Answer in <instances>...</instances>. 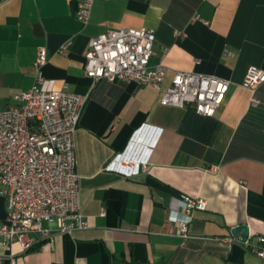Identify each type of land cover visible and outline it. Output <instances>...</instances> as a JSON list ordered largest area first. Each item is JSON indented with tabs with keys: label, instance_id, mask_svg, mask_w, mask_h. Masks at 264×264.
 Returning <instances> with one entry per match:
<instances>
[{
	"label": "crops",
	"instance_id": "0c3cea01",
	"mask_svg": "<svg viewBox=\"0 0 264 264\" xmlns=\"http://www.w3.org/2000/svg\"><path fill=\"white\" fill-rule=\"evenodd\" d=\"M76 7V0H0V108L17 105L13 95L32 86L39 47L46 49L45 79L89 92L75 132L88 228L30 250L18 243L7 249L0 239V257L12 253L17 264H264L241 245L214 239L238 224L248 225L253 241L264 237V82L255 108L242 84L249 66L264 70V0H94L86 24L76 19ZM123 27L155 32L149 65L166 66L159 87L85 76L89 38ZM69 38L68 53H57ZM176 71L229 81L213 116L160 103ZM117 155L118 168L129 171L124 159L132 158L138 172L106 169ZM4 191L0 183V224ZM180 194L207 204L192 212L188 238L167 220Z\"/></svg>",
	"mask_w": 264,
	"mask_h": 264
},
{
	"label": "built area",
	"instance_id": "2783aa9c",
	"mask_svg": "<svg viewBox=\"0 0 264 264\" xmlns=\"http://www.w3.org/2000/svg\"><path fill=\"white\" fill-rule=\"evenodd\" d=\"M75 17L86 24L94 0H76ZM194 17H198L197 14ZM174 30V36H181ZM155 32L147 28L123 27L90 37L85 53L84 74L93 82L136 83L139 86L159 87L166 75V66L159 62L149 65L153 54ZM72 44L65 40L57 53L66 55ZM167 52V48L163 49ZM46 49L39 47L34 60L35 78L32 86L13 95L17 105L0 108V183L5 186L6 215L0 224V239L5 248L18 243L30 250L44 239L56 234H73L85 230L88 223L79 198L80 175L76 168L75 132L89 92L74 93L56 88L54 81L42 74ZM264 82V70L249 66L242 84L251 91L249 107L259 105L256 91ZM229 88L227 79L197 73L176 71L170 85L160 98L162 105L189 107L203 116H213ZM117 155L106 165L108 170L136 174L139 162ZM142 170L146 163L140 162ZM210 171L216 167H209ZM245 185L244 180L239 181ZM201 197L180 194L170 201L167 220L177 228V235L188 238L192 212L205 210ZM103 214L104 211H101ZM223 244H239L250 253L264 259V237L252 240L229 234L215 237ZM6 264H17L12 253L4 255ZM0 257V261L3 259Z\"/></svg>",
	"mask_w": 264,
	"mask_h": 264
},
{
	"label": "water",
	"instance_id": "95a60500",
	"mask_svg": "<svg viewBox=\"0 0 264 264\" xmlns=\"http://www.w3.org/2000/svg\"><path fill=\"white\" fill-rule=\"evenodd\" d=\"M249 233V228L247 224H238L231 228V234L234 236L241 235L246 237Z\"/></svg>",
	"mask_w": 264,
	"mask_h": 264
}]
</instances>
